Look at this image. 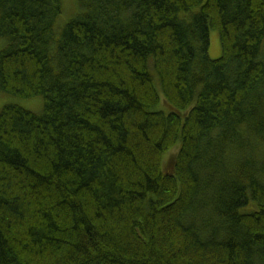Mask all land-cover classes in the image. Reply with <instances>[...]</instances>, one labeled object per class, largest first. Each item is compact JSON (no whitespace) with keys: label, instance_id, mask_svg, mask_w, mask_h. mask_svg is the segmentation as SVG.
Wrapping results in <instances>:
<instances>
[{"label":"trees","instance_id":"16d2710c","mask_svg":"<svg viewBox=\"0 0 264 264\" xmlns=\"http://www.w3.org/2000/svg\"><path fill=\"white\" fill-rule=\"evenodd\" d=\"M76 4L0 0V264H264V0Z\"/></svg>","mask_w":264,"mask_h":264},{"label":"rangeland","instance_id":"374dc122","mask_svg":"<svg viewBox=\"0 0 264 264\" xmlns=\"http://www.w3.org/2000/svg\"><path fill=\"white\" fill-rule=\"evenodd\" d=\"M61 1V15L58 18V22L63 24L68 21L73 15L76 13L77 4L76 0H60ZM4 44V40L0 38V49ZM221 51L218 31L216 29H210L209 31V46H208V55L211 59H216L219 57ZM40 98H32V99H21L17 97H13L7 94H0V108L5 104H16L21 106L24 109H27L31 112H37L40 109ZM176 149H172V151L168 154L164 155V161L168 158L172 157V154L175 153Z\"/></svg>","mask_w":264,"mask_h":264}]
</instances>
